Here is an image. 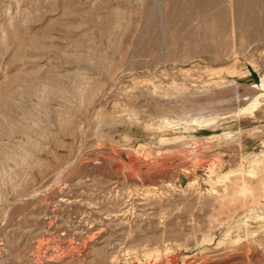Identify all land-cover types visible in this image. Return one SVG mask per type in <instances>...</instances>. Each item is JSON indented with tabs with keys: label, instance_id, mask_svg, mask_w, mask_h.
I'll return each instance as SVG.
<instances>
[{
	"label": "rangeland",
	"instance_id": "1",
	"mask_svg": "<svg viewBox=\"0 0 264 264\" xmlns=\"http://www.w3.org/2000/svg\"><path fill=\"white\" fill-rule=\"evenodd\" d=\"M0 264H264V0H0Z\"/></svg>",
	"mask_w": 264,
	"mask_h": 264
}]
</instances>
